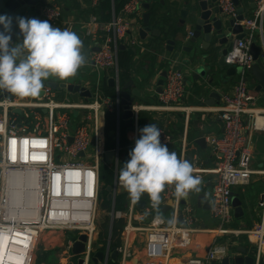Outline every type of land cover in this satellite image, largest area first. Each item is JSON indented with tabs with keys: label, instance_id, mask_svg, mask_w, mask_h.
<instances>
[{
	"label": "built area",
	"instance_id": "2783aa9c",
	"mask_svg": "<svg viewBox=\"0 0 264 264\" xmlns=\"http://www.w3.org/2000/svg\"><path fill=\"white\" fill-rule=\"evenodd\" d=\"M102 0H91L97 5ZM144 0H128L119 13L102 24V29L113 32L99 40L98 50L90 63L98 70L104 67H118L117 49L133 27L132 19L143 17ZM223 10L230 16H237V6L233 0H218ZM256 7L251 16L240 21L245 38L236 40L226 56L228 65L242 68L241 77L230 93L222 95L219 106L213 108L223 121L222 134L211 135L208 142L221 158L211 168L193 167V173L203 172L213 176L212 213L220 220V225L212 229L217 236L227 233V224L233 218V189L235 186L247 185L254 172L252 153L249 145L248 130L264 128L259 125L261 112L253 108L255 95L251 92L246 79L247 69L254 62L250 43L256 37V30L262 33L264 26V0H255ZM43 16L54 26L59 27L63 12L57 0H46ZM93 20L95 19L94 16ZM73 31V27L67 26ZM192 35V32L187 36ZM96 37V36H95ZM98 40V39H97ZM136 44L135 35L130 39ZM117 100L104 95L99 84L91 89L92 98L88 101L72 99L60 101L51 86H44L45 96L42 100L1 99L0 107V169L3 183L0 199V264H33L34 252L42 233L46 230L61 229L68 231H85L88 236L84 264H89L95 252L98 234L97 221L103 182L101 181L102 164L106 163L105 154L116 151L115 183L110 215L113 219L127 217L124 227L126 239L118 248L122 253L120 264H129L132 253L129 249V235L134 228V211L136 202L130 201L128 210H116V195L121 186L118 175L120 148L107 147L106 124L103 116L116 113L120 121L122 113L120 80L116 77ZM185 96V76L181 69L171 67L167 70L163 91L159 94L156 106H131L135 121L134 136L130 137L132 148L139 136L138 117L144 108L186 111V127L190 121V111L194 107L183 106ZM30 107V114L18 119L12 116L13 108ZM47 111H42L43 109ZM203 111L204 107H195ZM69 109L83 111L77 120ZM252 113L253 122L247 120ZM162 142L169 144L170 136L160 128ZM185 153V149L183 148ZM83 152V153H82ZM264 174V168L258 170ZM16 185H19L17 192ZM174 187V188H173ZM162 197L173 203V224L165 226L164 220L156 218L149 229L147 251L150 259L143 264H215L227 255V249L216 241L205 255L190 256L181 262L171 260L174 244L186 232L196 230L194 206L182 203L183 197L175 195V186L166 185ZM34 202L35 209H30L29 202ZM25 202V204H24ZM9 206V207H8ZM148 207L149 210L152 208ZM262 221L256 227L247 230L256 246V264H261L264 253V201L262 204ZM2 217V220H1ZM29 238L30 251L24 250L20 241ZM110 255V250L108 248Z\"/></svg>",
	"mask_w": 264,
	"mask_h": 264
},
{
	"label": "crops",
	"instance_id": "0c3cea01",
	"mask_svg": "<svg viewBox=\"0 0 264 264\" xmlns=\"http://www.w3.org/2000/svg\"><path fill=\"white\" fill-rule=\"evenodd\" d=\"M45 1L46 0H42L38 6L41 13L37 14L35 10H30L26 11L21 16L38 17L41 20H45L43 16V5ZM57 2L63 12L59 27L62 29L70 25L73 27V31H75L83 41L82 51L86 57V63L73 76L63 80L52 76L49 77L47 81L56 80L80 83L81 86L89 89H92L93 85L95 86L96 84H99L101 92L104 95L117 100L116 77L118 75L120 86L127 83L129 80H133L131 89H138L140 91L141 95L136 96V99L133 102L134 104L156 106L154 104L159 101L160 94L157 91L158 80L160 79L162 72L165 70L167 71L171 67L181 69L185 76V96L182 100V104L183 106L194 107V109H191L190 111V121L188 126L186 127L184 122L186 111L144 108L139 113L138 129L140 128V114L142 112L149 113V116L152 119H148V124L155 123L159 128L165 129L170 136L168 144L169 150L175 151L178 158L189 160L193 167L196 168L213 167L221 158V155L213 151L208 142V138L211 135L220 136L224 130L223 121L218 116V113L213 111V108L220 105L223 94L230 93L232 91L233 86L240 79L241 73L237 71L236 73L229 74L228 76L226 68L221 66L219 63V55H217V57L215 56L211 59L210 63L214 67H219V69L222 67V74H224L225 77L216 76L213 79L211 84L212 86L209 84L210 79L212 78L210 75L207 74L197 78V67H200L202 61L193 60V53L189 51L188 48L183 49V45L185 44L179 41V35L177 34L178 29H182L186 36L194 30V26L189 20L184 22L181 21V11L185 8V0H151L150 9L153 12L152 22L154 28L162 30V35L156 36L148 33V35L143 38L140 33V28L143 25L142 17L141 19H132L133 27L130 32H128L126 38L119 43V47L117 49L118 67H104L99 68L98 70L90 63V60L93 54L98 50L99 40L109 35H114L113 32H107L102 29V24L105 23V21L101 18L100 14L101 2L97 5H94L91 0H57ZM239 7L243 8V12L246 14V17L253 14L254 9L250 7V0H240V4L237 8ZM145 11L146 10L144 8L143 13ZM114 13L116 12L113 9L112 17ZM92 16L95 17L94 20ZM178 25L179 27L177 28ZM170 26L173 28L172 31L169 30ZM133 35H135L137 40L136 44L130 43L129 39ZM19 38L21 37L17 34L13 35L14 41ZM167 39L175 40L176 43L173 45L174 50L169 49L172 44H167ZM200 41L204 44L203 37L200 38ZM258 43L264 47V40L261 36L258 39ZM120 45H125V48H121ZM209 50L210 47L205 49L202 48L200 52L206 53ZM127 57H129V77L121 78L119 62L120 59L123 61L126 60ZM110 78H115L114 86L110 84ZM248 85L256 98L253 108L262 113L258 119L259 125H262L264 123V90H256L257 82H255V80L251 77L248 81ZM44 86H46L45 83ZM214 91L219 92V94H221V98L211 97L210 94ZM55 93L57 94V99L59 98L58 100L60 101H66L69 98L73 100L67 90H55ZM133 95L134 93L132 96ZM4 98L10 99L5 96L2 98L0 97V100ZM15 99L31 101L39 100L38 95L20 96ZM79 100H85V98L80 96ZM195 107H204L206 109L199 111ZM21 108L22 112H15L12 110V114H15L19 120L22 119L24 115L26 116L27 114H30L32 111L30 107ZM2 111L3 109L0 107V115ZM68 111H71L72 115L77 120L81 119L84 113L79 109H69ZM124 111L125 109L122 106L120 121L115 113L116 121L118 125L122 123L126 127V131L130 139V137L134 136L135 132L134 116L132 115L131 117L132 129L129 130L126 125L127 119L123 118ZM103 118L105 124H107L108 115H104ZM253 118L254 116L252 113L247 115V120L250 123L253 122ZM152 120L153 122H151ZM248 134L250 150L252 153V167L256 172H254L251 181L247 185L235 186L233 189V195H237L243 202L242 207L244 213L241 216H236L235 207L233 206V218L227 224L229 231L217 236L213 231H211L212 229L218 228L221 223L220 220L214 217L212 213L211 193L213 176L203 172L193 173L194 176L200 177L201 183L197 186L198 190L192 189L188 191L185 200L194 206L196 220L193 226L196 230L184 233L181 240L179 239L174 244L171 252L172 261L181 262L190 256L205 255L210 246L215 242V239L218 243L223 244L226 247V256L256 253L255 243L246 231L259 225L263 217L262 204L264 201V174L259 173L258 170L264 168V128L260 127L256 129L251 126L248 130ZM201 136H204L205 138L203 143L197 142V139ZM183 148L185 149V153ZM2 190L3 183L0 169V199L2 196ZM123 190L125 189L121 186L117 193ZM141 199L145 200L147 203L144 208L136 205L134 211V220H132V226L134 228L129 235L128 243L129 249L132 253L129 258V264H134V262L135 264H143L150 259L147 251L149 236L148 227L151 226L156 218L163 219L165 226L173 224V203L171 199L165 200L161 195L159 207H152L149 210L147 208L151 207V200L148 194L144 193ZM110 201L112 207L113 199ZM206 203H209V207L205 206ZM128 208L126 210H128ZM123 218L126 220V226L129 219L127 217ZM113 220L114 219L111 217V221ZM79 234H70L67 232V244H65V247L60 248L57 251L54 250V254L57 253L56 256H61L57 264H79V256L73 253V242L69 238V235L78 236ZM125 239L126 233L123 229L121 234L122 244ZM243 250L246 252L244 253ZM96 251L97 247L95 242V252ZM120 254L121 262L122 253ZM75 257L77 258L76 263L74 262ZM261 259V262H264V253L262 254ZM48 263L37 262V264Z\"/></svg>",
	"mask_w": 264,
	"mask_h": 264
},
{
	"label": "clouds",
	"instance_id": "9594fccd",
	"mask_svg": "<svg viewBox=\"0 0 264 264\" xmlns=\"http://www.w3.org/2000/svg\"><path fill=\"white\" fill-rule=\"evenodd\" d=\"M14 25L21 37L16 41ZM82 48L75 31L54 26L47 19L0 13V91L39 95L49 77L63 80L80 70L86 63ZM138 132L119 174L131 201L147 193L153 208H158L166 185L174 184L177 197L198 190L201 180L193 175L192 163L169 150L157 124H146Z\"/></svg>",
	"mask_w": 264,
	"mask_h": 264
},
{
	"label": "water",
	"instance_id": "95a60500",
	"mask_svg": "<svg viewBox=\"0 0 264 264\" xmlns=\"http://www.w3.org/2000/svg\"><path fill=\"white\" fill-rule=\"evenodd\" d=\"M236 6L240 4V0H233ZM42 0H0V13H9L13 16L15 15H23L26 11L35 10L37 14L41 13L40 8L38 7ZM143 7L145 8V12L143 13L142 21L143 25L140 28V33L143 38H145L148 33H151L156 36L162 35V30L154 28L152 22L153 12L151 8V0H145L143 2ZM250 7L255 9L256 3L255 0H250ZM182 14V22L189 20L193 26L194 30L192 31V35L187 38L186 34L182 29H178L177 34L179 35V41L184 43L183 49H187L193 53V60H201L202 63L200 67H197V78L200 76L210 75L212 78L210 79V86H212L213 79L216 76L225 77L222 74V67H214L210 61L212 58L219 55V63L221 66L226 68L227 75L236 73L237 71L241 72L242 68L237 67L236 65H228L226 63V56L228 52L232 49L236 40L245 38V33L243 32V26L240 21H242L246 14L243 12V8H237V16H230L227 14L222 6L218 3V0H185V8L181 11ZM179 25L177 26V28ZM181 27V26H180ZM169 30L172 31L173 28L169 27ZM263 33L260 30H256V37L253 38L250 43V51L253 56L254 62L247 69V80L249 81L250 77L257 82L256 90H264V47L258 43V39L261 36L264 40V26ZM19 29L14 25V34H18ZM203 37V42L201 43L200 38ZM167 44H172L169 47L170 50H174L175 40L167 39ZM201 43V44H200ZM121 48H125V45H120ZM210 50L206 53H201L202 48H208ZM167 76V71H163L160 79L158 80V88L157 91L161 93L163 91V86L165 84V78ZM109 82L112 86L115 85V78H110ZM133 84V80H129L127 83L121 86L120 96H121V105L125 109L123 112V118L127 119L126 125L128 129H132V115L133 111L131 110V106L136 99V96H140L141 93L138 89H131V85ZM45 85L51 86L55 90H67L74 101L78 102L79 97L83 96L86 101L92 98L91 89L81 86L80 83L73 82H65V81H56L50 80L45 82ZM134 95L132 96V94ZM211 97L221 98V94L219 92H211ZM9 97L10 99H14L16 97H20L19 95L8 92L7 90L0 91V97ZM45 96V89L42 88L40 94L38 95V99L42 100ZM15 112H22V108L17 107L13 108ZM44 112L47 110L44 108ZM204 136H201L197 139V142L203 143ZM83 153V152H82ZM116 157L115 150H109L105 154V160L108 164H113ZM109 190V199H113V190L114 186H108ZM186 196L183 198L182 203H186ZM201 198V197H200ZM146 201L141 199L136 201V205L144 208L146 206ZM233 206L235 207V215L241 216L243 212L242 200L237 196L233 195L232 198ZM209 203L205 204L206 207ZM70 240L73 242L72 251L74 254L79 256L78 263L84 264L85 257L84 253L87 251V241L88 236L85 231L81 232L78 236L69 235ZM102 245H99L100 248ZM110 250V255H108L109 251L103 252L102 250H97L92 257L94 262H99L107 264L109 257L112 259H117L119 251L118 249L111 248V234L109 236L107 250ZM245 253L246 251L243 250ZM255 253V252H254ZM135 264V262H134ZM215 264H256V255L253 253L243 254V255H228L223 257L218 263ZM264 264V262H261Z\"/></svg>",
	"mask_w": 264,
	"mask_h": 264
},
{
	"label": "trees",
	"instance_id": "16d2710c",
	"mask_svg": "<svg viewBox=\"0 0 264 264\" xmlns=\"http://www.w3.org/2000/svg\"><path fill=\"white\" fill-rule=\"evenodd\" d=\"M128 0H102L100 5V14L101 18L108 22L113 13V9L116 13H119L122 8L124 7L125 3ZM128 61L129 57H127L126 60H121L119 62L120 67V76L122 77H129V71H128ZM108 119L106 124V138H107V147L108 148H114L116 145L120 148V161L118 166V175L120 174V170L123 166V162L127 160L128 152L131 149L130 147V139L128 137L126 127L121 123L117 124L116 121V115L115 113H108ZM139 126L140 128L144 125L148 124V119H152L149 116V113L142 112L140 114L139 118ZM153 122V120L151 121ZM101 181L103 182V187L101 191V206L110 208L111 207V201L109 199V190L108 186H113L115 183V167L112 164L104 163L102 166V172H101ZM130 201L129 194L126 190L120 191L116 195V201H115V209L116 210H126L128 208V204ZM126 220L124 218L120 219H114L111 221V217L108 216L103 223H101L100 229V236L98 240L96 241V247L97 250H102L103 252H106L107 250V244L109 240V232L112 230L111 233V248L118 249L120 248L122 244L121 240V234L125 227ZM99 245H102L100 248ZM50 253V252H49ZM121 254H118L117 259H112L109 257L107 264H120V256ZM44 256H47V252H44ZM89 264H104V262H94L93 260L90 261Z\"/></svg>",
	"mask_w": 264,
	"mask_h": 264
},
{
	"label": "rangeland",
	"instance_id": "374dc122",
	"mask_svg": "<svg viewBox=\"0 0 264 264\" xmlns=\"http://www.w3.org/2000/svg\"><path fill=\"white\" fill-rule=\"evenodd\" d=\"M73 110H76V109H73ZM73 112H75V111H73ZM12 116H13V114H12ZM103 164H102V166H103ZM101 205L102 204L100 202L99 211H98V221L96 223L97 231H98L96 241L98 240V238L100 236V229L99 228H101V223H103V221L108 216H110V212H111V207L106 208V207H103ZM1 220H2V217H1ZM67 232L70 234H79V231H65V230H61V229H51V230L44 231L42 233L40 241L37 244V247L35 249V252H34L35 261L33 264H37V262L38 263H40V262L48 263L49 262L48 264H57L59 261V258H61V256L60 257L56 256L57 253L54 254V250L57 251L60 248L65 247V244H67ZM111 233H112V230H110L109 235ZM44 252H47V256H44ZM49 252H51V253H49ZM62 257H63V255H62ZM74 262L75 263L77 262L76 257L74 258Z\"/></svg>",
	"mask_w": 264,
	"mask_h": 264
},
{
	"label": "bare ground",
	"instance_id": "6f19581e",
	"mask_svg": "<svg viewBox=\"0 0 264 264\" xmlns=\"http://www.w3.org/2000/svg\"><path fill=\"white\" fill-rule=\"evenodd\" d=\"M16 187H17V192H19V191H20V190H19L20 186H19V185H16ZM24 204H25V202H24ZM28 205H29L28 207H29L30 209H32V208H33V210L35 209V207H34V205H35L34 202L30 201ZM8 207H9V206H8ZM29 238H30V237L28 236L26 241H20L21 244L24 245V247H23L24 250H25V251H28V252L30 251V248H31V244L29 243Z\"/></svg>",
	"mask_w": 264,
	"mask_h": 264
}]
</instances>
